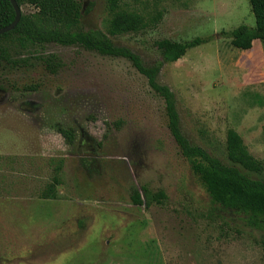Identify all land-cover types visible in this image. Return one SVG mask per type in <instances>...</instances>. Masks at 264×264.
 I'll return each instance as SVG.
<instances>
[{"label": "rangeland", "instance_id": "1", "mask_svg": "<svg viewBox=\"0 0 264 264\" xmlns=\"http://www.w3.org/2000/svg\"><path fill=\"white\" fill-rule=\"evenodd\" d=\"M79 1L92 6L84 27L107 31V0ZM179 3L189 6L171 7L156 28L112 40L152 63L154 40L213 36L165 64L158 81L175 93L192 144L232 164L233 128L264 162V42L241 50L222 33L255 25L249 0ZM0 47L8 58L0 54V264H264V232L213 204L168 128L163 99L129 60L55 43ZM48 53L63 62L56 74L40 59ZM60 126L76 129L73 145ZM60 160L58 198L42 199ZM133 185L168 199L136 205Z\"/></svg>", "mask_w": 264, "mask_h": 264}, {"label": "trees", "instance_id": "2", "mask_svg": "<svg viewBox=\"0 0 264 264\" xmlns=\"http://www.w3.org/2000/svg\"><path fill=\"white\" fill-rule=\"evenodd\" d=\"M21 8L25 5L31 11L22 10L16 27L0 34V41L13 39L21 49L31 50L33 47L55 43L63 46H80L102 55L121 57L129 60L136 70L142 74L150 88L160 96L165 104L168 128L174 137L182 156L188 161L193 174L205 192L219 210L231 214L240 220L242 225L252 231L264 232V180L250 177L243 169L264 172V162L257 159L248 149L242 136L233 128L228 129L226 150L232 164L210 154L204 148L194 145L184 134L180 124V116L176 106L173 90L158 81V76L165 64L172 63L183 57L192 48L212 40L213 36H197L186 41L171 38L154 40L160 57L147 63L131 48L116 44L111 36L139 33L156 28L171 7H188L189 3L181 0H107L109 17L107 31L98 28L87 29L82 23L84 15L91 11L92 6L84 7L79 0H16ZM255 17V25L240 24L230 31H222L231 39V45L241 50H248L254 41L264 42V0H249ZM16 17L15 9L10 0H0V28L11 24ZM0 54L7 59L6 51L0 47ZM46 70L56 74L63 66L61 58L55 53L40 57ZM20 62L26 63L27 59ZM18 64V60L12 61ZM36 88L27 86V90ZM57 131L66 143L73 145L77 139L74 127L60 126ZM264 140V127H263ZM239 165V166H237ZM63 161L55 166L52 182L40 193L42 199H57V186L61 184ZM141 190L133 185L131 199L136 205L149 208L153 204H164L168 199L163 190H153L142 185ZM257 242L264 248V235Z\"/></svg>", "mask_w": 264, "mask_h": 264}, {"label": "water", "instance_id": "3", "mask_svg": "<svg viewBox=\"0 0 264 264\" xmlns=\"http://www.w3.org/2000/svg\"><path fill=\"white\" fill-rule=\"evenodd\" d=\"M10 1H11L12 5H13V7L15 9L16 17H15L14 21L11 24L0 28V34L6 33L8 31H11L12 29H14L16 27L17 23L19 22V20L21 18V15H22V8L17 3V1L16 0H10Z\"/></svg>", "mask_w": 264, "mask_h": 264}, {"label": "crops", "instance_id": "4", "mask_svg": "<svg viewBox=\"0 0 264 264\" xmlns=\"http://www.w3.org/2000/svg\"><path fill=\"white\" fill-rule=\"evenodd\" d=\"M50 200H55V199H50Z\"/></svg>", "mask_w": 264, "mask_h": 264}]
</instances>
